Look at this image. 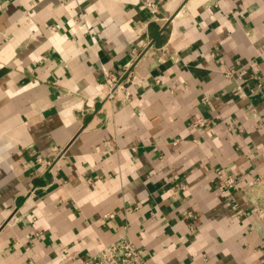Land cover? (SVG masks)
Returning <instances> with one entry per match:
<instances>
[{
	"label": "crops",
	"instance_id": "1",
	"mask_svg": "<svg viewBox=\"0 0 264 264\" xmlns=\"http://www.w3.org/2000/svg\"><path fill=\"white\" fill-rule=\"evenodd\" d=\"M258 178L264 0H0V264H264Z\"/></svg>",
	"mask_w": 264,
	"mask_h": 264
},
{
	"label": "built area",
	"instance_id": "2",
	"mask_svg": "<svg viewBox=\"0 0 264 264\" xmlns=\"http://www.w3.org/2000/svg\"><path fill=\"white\" fill-rule=\"evenodd\" d=\"M142 8H149L152 12H156V3L152 1H147L142 5ZM180 14V12H178ZM177 14V15H178ZM104 77L108 83V93L107 98H115L117 90L123 87V83L119 82V78L116 74L111 73L105 66H103ZM224 75L227 78H235L236 80L245 83L247 81L246 70L243 68L239 71H226ZM129 79V76L127 77ZM206 119L199 118L197 124L204 125ZM39 160H42L39 158ZM50 163V162H49ZM218 178L223 186L230 189L236 188L238 186V180L235 176L226 173L223 169L217 170ZM182 187V186H181ZM182 188H185L184 186ZM259 188V195L252 197L253 208L259 218L264 220V178H258L257 180L248 183L243 186L245 191L252 192L255 194L254 189ZM170 191L173 188L169 189ZM236 208V206H234ZM189 217L192 216V212L186 213ZM85 264H149L147 258L139 250L135 242L127 235H121L110 243H103L99 251L89 258Z\"/></svg>",
	"mask_w": 264,
	"mask_h": 264
}]
</instances>
